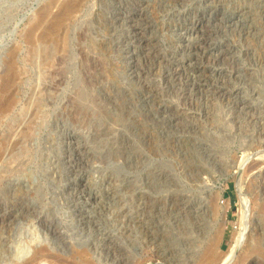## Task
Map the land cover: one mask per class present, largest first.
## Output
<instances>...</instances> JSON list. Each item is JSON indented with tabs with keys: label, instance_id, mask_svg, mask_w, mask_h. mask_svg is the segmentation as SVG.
I'll list each match as a JSON object with an SVG mask.
<instances>
[{
	"label": "rangeland",
	"instance_id": "374dc122",
	"mask_svg": "<svg viewBox=\"0 0 264 264\" xmlns=\"http://www.w3.org/2000/svg\"><path fill=\"white\" fill-rule=\"evenodd\" d=\"M59 1L0 0V264H264V0H79L44 33Z\"/></svg>",
	"mask_w": 264,
	"mask_h": 264
},
{
	"label": "bare ground",
	"instance_id": "6f19581e",
	"mask_svg": "<svg viewBox=\"0 0 264 264\" xmlns=\"http://www.w3.org/2000/svg\"><path fill=\"white\" fill-rule=\"evenodd\" d=\"M78 2H79V0H62V1H59L58 4L61 6L62 10L59 13H55L53 18H57V19L51 21V23L48 26H46V28L44 29L45 30L44 33L52 32V29L59 24L58 20L60 18H58V17L69 15L73 10H75V8L78 5ZM41 19L42 18L39 15L36 18L34 25H32V26L37 25L41 21ZM209 22H211V21H209ZM237 22H239L241 25H243L244 19L243 18L237 19V21L235 23H237ZM43 34H40L38 37L41 38V35H43ZM248 158H250V157H248ZM246 172H247L246 164H243L240 167V169L238 170V172H236V174L234 173L235 174L234 180H235V184H236V191H237V196H238V201H239L238 211H239V217H240L241 224L239 223L240 226L238 227L239 228L238 232L234 236H232L233 237V244L231 245V249H229L230 254L237 253V251L243 245V243L245 241L246 234H247L246 233L247 232L246 222H247V218L249 216L248 206H249L250 201H249V198L247 197V193H245L243 188H242V183H243L242 179H243V176ZM235 229H237V226H235ZM263 248H264V246H263ZM26 249H28V248H26ZM28 252H29V250H25V254ZM263 252H264V249H263ZM37 253H39V252H37ZM38 257L41 261V264H70L71 263V262L69 263V261H67L66 259L60 258L58 255L54 256V255H51L49 253H42V254L40 253V254H38ZM19 258L20 257H18V259ZM213 259L214 258L212 256V254H207L203 260L209 262V261H212ZM26 263H28V261H26L25 264Z\"/></svg>",
	"mask_w": 264,
	"mask_h": 264
}]
</instances>
